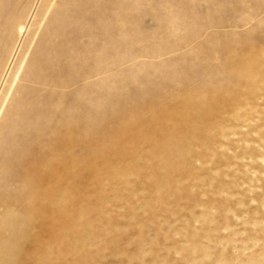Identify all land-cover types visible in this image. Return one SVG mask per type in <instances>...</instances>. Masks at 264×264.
I'll return each mask as SVG.
<instances>
[{"label": "rangeland", "instance_id": "obj_1", "mask_svg": "<svg viewBox=\"0 0 264 264\" xmlns=\"http://www.w3.org/2000/svg\"><path fill=\"white\" fill-rule=\"evenodd\" d=\"M82 181L96 264H264V0H0V264H49Z\"/></svg>", "mask_w": 264, "mask_h": 264}, {"label": "bare ground", "instance_id": "obj_2", "mask_svg": "<svg viewBox=\"0 0 264 264\" xmlns=\"http://www.w3.org/2000/svg\"><path fill=\"white\" fill-rule=\"evenodd\" d=\"M40 168H41V166H40ZM67 168L68 167H66L64 165H61V166L60 165H56V167L55 166L54 167L50 166L45 174H43V170H41L40 172L38 171V172L33 173V174L30 175V177L32 179H34V181H35V183H34V186L36 185L35 189L37 190V188H40V191L37 190L38 195L41 196V199H40L41 204L39 206L46 207V203H43V195L46 197L47 201H49V200H51L53 193L54 194L58 193V196L61 194L56 189L57 188V182L62 184V182L64 181L63 178L66 179L65 183L68 182V179H69V175L68 174L69 173H68V169ZM95 169H98V168L95 167ZM93 172L97 174V173L100 172V170L98 169V171L96 170V172L95 171H93ZM40 175H45V176L53 178V180L50 181L51 182L50 185L53 187V188H51V191L49 189H46L44 187V185L42 186V183H41L42 180H41ZM37 180H38V182H37ZM110 180L111 179H109L107 177V178H105L103 180V182H106V181L109 182ZM89 181L93 183L94 180H89ZM89 181L80 182L79 186H81V187H79L76 190H73L74 196L73 195L72 196L74 198L75 197L76 198H80V199H77L78 206L75 207V208H70V207L66 206V208H65L66 210H64L62 212V214L64 215L65 219L60 220L59 225L55 224V217H57V213L56 214L52 213L51 211L45 210L43 208H40V210H39L40 213L42 214V218L41 219L43 220V216H44V219H45L44 220V227L42 229L43 232L51 231L53 233V232H56L60 228L62 230L63 227L66 228V230H67V232H65L67 234L64 237H60L59 236L58 238H56L54 240L52 239V241L51 240L50 241H43V244L40 243V242H36L38 245H35V248L43 247V248H56L57 249V251L54 252L56 254L55 256H51V254H50V258L47 260L49 262V264H58V263H56L58 261V259L61 256H63L66 253H68V252L71 253L72 256L73 255H80V256L84 255V256H86V258L84 260L85 264H96V262L98 260V256L101 255L98 252L99 249H95L94 247L91 248V249L90 248L87 249V251H90V252L89 253H85V251H82L84 249H82L80 247L76 248L75 246H72V243H73L72 241H75L78 238L80 239V237H84L85 235H87L88 232L92 231V227H91L90 224H89V227L85 230L86 232L84 231V232L79 233V234H76L75 231L72 230V228H71V226H73V224L75 223V220H79L82 216H84L85 213H87V219H89V215H90L91 211L96 208L93 205L98 203V202L94 201L89 195V189L91 188V186L89 185L90 184ZM84 183H86L87 185H84ZM100 190L102 191V188ZM64 192H69V191L67 189H64L62 191V194ZM82 204L85 206V209H86L85 211H84V207L82 208V211H80L79 207ZM72 214L74 215V217H76V218H73V220L69 219V216H72ZM88 223H90V222L88 221ZM48 234H49V232H48ZM63 234H64V232H63ZM87 238H88V242H89V238H91V237H87ZM36 241H38V240H36ZM88 247H91V246H88ZM107 250L108 249H106L105 247L100 249V251H102V252L107 251ZM82 252L84 254H82ZM70 263L68 262L67 264H70Z\"/></svg>", "mask_w": 264, "mask_h": 264}]
</instances>
